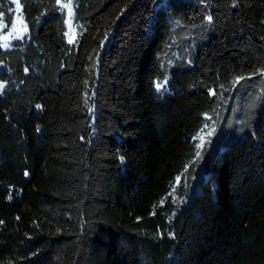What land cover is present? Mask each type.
Returning <instances> with one entry per match:
<instances>
[{
  "label": "trees",
  "instance_id": "1",
  "mask_svg": "<svg viewBox=\"0 0 264 264\" xmlns=\"http://www.w3.org/2000/svg\"><path fill=\"white\" fill-rule=\"evenodd\" d=\"M21 7L0 264H264V0H76L75 45L60 0Z\"/></svg>",
  "mask_w": 264,
  "mask_h": 264
},
{
  "label": "rangeland",
  "instance_id": "2",
  "mask_svg": "<svg viewBox=\"0 0 264 264\" xmlns=\"http://www.w3.org/2000/svg\"><path fill=\"white\" fill-rule=\"evenodd\" d=\"M12 2V0H9ZM21 4V0H19ZM13 3V2H12ZM75 3L76 0H60V4L63 7V9L66 12V26H67V41L70 45H75L78 42L79 34H78V27L75 20ZM14 4V3H13ZM65 5H70V7H65ZM25 28H27V31H25ZM0 47L5 50H10L13 47V42L15 40H21L25 36L28 35V26L22 16V7L17 10L16 6L14 4V22L7 32L3 31V26L0 24ZM5 37L7 39H5ZM22 37V38H20ZM167 37V35H166ZM165 40V38L162 40ZM7 43L9 47L5 48L3 45ZM162 89V87L160 88ZM0 113L5 115V112L0 109ZM212 133V129L208 128L204 130V132L199 136V142L201 141V138L203 139V145L208 140V138L212 135H208V133Z\"/></svg>",
  "mask_w": 264,
  "mask_h": 264
},
{
  "label": "snow or ice",
  "instance_id": "3",
  "mask_svg": "<svg viewBox=\"0 0 264 264\" xmlns=\"http://www.w3.org/2000/svg\"><path fill=\"white\" fill-rule=\"evenodd\" d=\"M12 2L15 4L17 10H19L21 8V4H20L19 0H12ZM56 2L59 3V0H56ZM235 6H236V0H233V7H235ZM65 7H70V5H65ZM0 15H2V13H0ZM208 19L210 21L212 19L211 16H209ZM25 31H27V28H25ZM20 38H22V37H20ZM5 39H7V38L5 37ZM3 47L7 48V47H9V45L7 43H5L3 45ZM27 71H28V69H25V72H27ZM161 87H162V85L158 84L157 85V90H159ZM4 89H5V84L0 82V95H3ZM212 94H215V93L213 92ZM85 103L87 104L88 102L85 101ZM88 110H89V112H91L92 108H89ZM211 134H212L211 132L208 133V135H211ZM203 142L204 141L201 138L200 144H197L196 147L198 149L201 148L203 146ZM199 155H200V153H199V151H197L196 156L199 157ZM25 175H27V173H25ZM179 182H180V177H177L176 178V183L179 184ZM173 191H175V188H173ZM173 215H174V213H173Z\"/></svg>",
  "mask_w": 264,
  "mask_h": 264
}]
</instances>
